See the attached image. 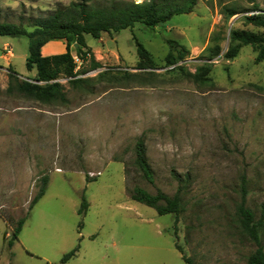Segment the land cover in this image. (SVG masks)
I'll return each instance as SVG.
<instances>
[{
    "label": "rangeland",
    "instance_id": "374dc122",
    "mask_svg": "<svg viewBox=\"0 0 264 264\" xmlns=\"http://www.w3.org/2000/svg\"><path fill=\"white\" fill-rule=\"evenodd\" d=\"M75 1L0 0V22L32 31L34 20ZM88 1L103 8L145 0ZM256 4L264 11V0ZM254 5L199 0L193 13L155 28L137 23L100 39L86 35L103 67L80 75L78 85L61 78L67 103L19 92L0 59V264H60L76 248L66 264H186L177 245L194 264H248L258 246L243 231L238 207L245 192L255 221L264 211V61L256 62L251 45H241L231 61L224 55L233 30L264 35L244 21ZM231 7L241 13L228 19ZM137 41L156 69H136ZM215 45L221 55L209 61L206 51ZM29 46L27 36H0V56L13 53L21 81L37 77L27 68ZM171 51L185 58L168 66ZM204 65L208 80L190 77ZM139 139L153 182L136 165ZM44 177L46 193L30 210ZM135 187L179 194L180 214L160 215L132 200ZM83 199L89 209L81 215ZM261 239L264 246V228Z\"/></svg>",
    "mask_w": 264,
    "mask_h": 264
},
{
    "label": "trees",
    "instance_id": "16d2710c",
    "mask_svg": "<svg viewBox=\"0 0 264 264\" xmlns=\"http://www.w3.org/2000/svg\"><path fill=\"white\" fill-rule=\"evenodd\" d=\"M254 5L252 14L245 16V23L256 28H264V11L259 9L257 0H248ZM199 0H145L141 3L113 1L109 6L103 8H92L88 0H76L69 6L58 5L57 9L45 18H38L31 23L32 31L23 26L8 22H0V36H27L30 40L29 56L27 58L28 70H37V77L32 81H21L17 72L9 67L8 77L11 85H15L19 92L42 103L62 102L67 103V93L64 85L59 81L61 78L67 79L71 85L83 83L80 75L89 71L102 68L101 62L96 60L94 51L86 42V35H91L100 39L102 33H118L123 29L133 28L135 24L141 23L147 27L155 28L168 22L172 17L181 14H191L194 12ZM241 12L236 7L226 9L228 19H232ZM231 46L224 58L228 61L235 59L239 54L241 45H251L258 50L257 63L264 61V35L249 30H233L231 33ZM51 41H64L66 52L63 54L44 57L42 48ZM78 45L75 48V45ZM74 48V49H73ZM137 50L140 58L137 70L156 69L150 52L137 41ZM184 53L189 51L182 46ZM73 51L76 54L81 66L76 61ZM221 47L215 45L206 51L205 57L212 61L221 55ZM185 58L184 54L175 56L171 51L166 57L168 66H175ZM89 62V68L83 65ZM79 68V69H78ZM211 72L209 65H204L190 74L196 81L208 80ZM136 165L141 169L144 177L153 182V171L147 156V148L143 139H139L135 147ZM90 181V179H87ZM49 178L44 177L40 190L32 200L29 209L45 195ZM131 199L154 208L160 215L175 214L181 212V197L179 194L173 198L159 191L156 195H151L141 187H135L131 192ZM246 193L243 194L242 203L238 207L240 223L245 234L257 244V250L248 258V264H264V246L261 239V231L264 228V211L261 219L255 221L254 212L246 207ZM89 209V203L83 199L79 213L85 214ZM28 217L21 219L13 229L12 239L9 247L17 241L22 228ZM182 253L186 264H194L193 261ZM78 248L64 255L60 264H66L77 254Z\"/></svg>",
    "mask_w": 264,
    "mask_h": 264
},
{
    "label": "crops",
    "instance_id": "0c3cea01",
    "mask_svg": "<svg viewBox=\"0 0 264 264\" xmlns=\"http://www.w3.org/2000/svg\"><path fill=\"white\" fill-rule=\"evenodd\" d=\"M3 42V48L4 50H6L7 48H9L10 40H5ZM41 52L44 57L63 54L66 52V44L64 41H51L42 48ZM13 56V53L10 51V53H6V55L0 56V59H4L6 61V66L12 67L13 63L11 59L13 58ZM0 68L4 69L1 66Z\"/></svg>",
    "mask_w": 264,
    "mask_h": 264
},
{
    "label": "water",
    "instance_id": "95a60500",
    "mask_svg": "<svg viewBox=\"0 0 264 264\" xmlns=\"http://www.w3.org/2000/svg\"><path fill=\"white\" fill-rule=\"evenodd\" d=\"M77 47H78V45L76 44V45H75V48H77Z\"/></svg>",
    "mask_w": 264,
    "mask_h": 264
},
{
    "label": "built area",
    "instance_id": "2783aa9c",
    "mask_svg": "<svg viewBox=\"0 0 264 264\" xmlns=\"http://www.w3.org/2000/svg\"><path fill=\"white\" fill-rule=\"evenodd\" d=\"M8 53H10V51H8ZM76 60H78V58Z\"/></svg>",
    "mask_w": 264,
    "mask_h": 264
}]
</instances>
